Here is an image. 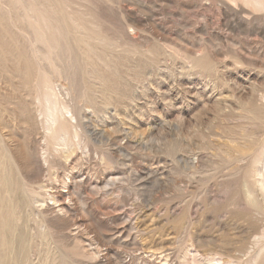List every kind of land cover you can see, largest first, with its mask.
Listing matches in <instances>:
<instances>
[{
    "label": "rangeland",
    "instance_id": "rangeland-1",
    "mask_svg": "<svg viewBox=\"0 0 264 264\" xmlns=\"http://www.w3.org/2000/svg\"><path fill=\"white\" fill-rule=\"evenodd\" d=\"M262 1L0 0V264H264ZM49 86L108 138L70 226L32 199Z\"/></svg>",
    "mask_w": 264,
    "mask_h": 264
},
{
    "label": "bare ground",
    "instance_id": "bare-ground-1",
    "mask_svg": "<svg viewBox=\"0 0 264 264\" xmlns=\"http://www.w3.org/2000/svg\"><path fill=\"white\" fill-rule=\"evenodd\" d=\"M252 2L258 6L263 5L262 0H252ZM48 88L49 90L44 98V102L46 105V118L44 121L46 125L45 127L46 132L48 133V135H52L54 139V143L52 147L46 146L43 149L41 153V157H42L41 160L46 166H50L51 163H54L60 166L64 165V168H63L64 175L61 176L60 174L55 172L53 174L54 175L53 181H51L50 185L40 184L38 186V188L41 189L43 192L41 191L37 192L35 190H32V193L34 194L32 196V199L34 203H39L42 209L50 211L54 215H56L61 220L62 225L70 226V224L74 223L75 218L72 213L71 205H70L71 204L70 198H72L71 196L72 192H69L67 188L70 183L77 185L80 188L82 185H84L83 183L87 181H91L93 179L92 175L90 176L85 171L86 167H83V165L82 167L80 166L79 168L78 167L76 168L75 164L78 162L77 159L80 161L83 159L87 160L90 158L97 159L98 157L101 160H106L109 156L107 152L106 153L104 152L103 154H101L98 151H95V154L91 153L87 138L91 137L92 139L90 140H93L94 142H99L100 141L99 138L107 142L108 138H106V136L104 135H101L99 131H96V129L91 130L90 128L85 127L86 124H84V122L82 121L83 117L81 114V110H78V112L71 114V115L69 114V112L67 113L70 115L68 122L70 123L69 126H71L72 128L71 133H70L69 128L67 126L68 123L65 118L66 106H64V104L60 102L58 93L54 90V88L52 86H49ZM62 122L65 125H63L62 127H60V129H58L57 125L59 123L63 124ZM102 144H105V143L103 142ZM2 163L4 165L3 170H2ZM5 166H7L6 162H2L0 160V175L2 176V179H3V185L6 188V190H11L13 192L14 191L13 169L12 167H9V166L5 167ZM29 166L33 168L32 162L30 160L27 163V167ZM256 173L257 175L261 176V177H258L256 181L257 183L256 186L264 194V174H262V172H256ZM83 174H86L85 176L86 178L81 177ZM103 175L104 176H102L101 179L102 181L106 182L105 185L108 186L109 183H108V180L106 179L107 176L105 174ZM94 181H95V178H94ZM62 192H66V194L63 195ZM41 194H43L42 198H40ZM247 194H248V197L253 201L254 199L253 192L248 190ZM9 204L10 203H8L7 201H2L0 199V223L3 222L2 227L5 225L4 223L6 224L8 223L6 213L8 212ZM70 235L75 236L76 233H73ZM260 253L261 251L257 255L255 254L256 259L260 257ZM101 261L102 259L99 260V263ZM204 261H206V259ZM217 261L220 264H235V261H227V262H225V260H217ZM201 264H204V263H201Z\"/></svg>",
    "mask_w": 264,
    "mask_h": 264
}]
</instances>
